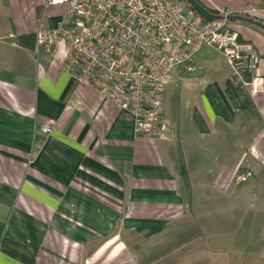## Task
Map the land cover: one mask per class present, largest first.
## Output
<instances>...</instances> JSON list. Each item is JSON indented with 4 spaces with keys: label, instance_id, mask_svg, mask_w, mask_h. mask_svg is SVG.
<instances>
[{
    "label": "crops",
    "instance_id": "0c3cea01",
    "mask_svg": "<svg viewBox=\"0 0 264 264\" xmlns=\"http://www.w3.org/2000/svg\"><path fill=\"white\" fill-rule=\"evenodd\" d=\"M46 2L0 0V264H105L109 247L113 259L156 264L185 237L204 236V223L219 232L208 237L240 232L231 223L248 211L242 193L264 189V90L251 94L244 75L224 57H205L203 46L162 95L174 135L136 136L130 112L64 70L65 42L51 51L37 45L39 27L54 26L65 10ZM200 2L219 13L264 6ZM229 24L257 48L264 77V30ZM49 119L55 126L44 132ZM237 169L251 176L235 183Z\"/></svg>",
    "mask_w": 264,
    "mask_h": 264
},
{
    "label": "built area",
    "instance_id": "2783aa9c",
    "mask_svg": "<svg viewBox=\"0 0 264 264\" xmlns=\"http://www.w3.org/2000/svg\"><path fill=\"white\" fill-rule=\"evenodd\" d=\"M64 4L52 27L36 32L38 46L48 51L56 41L67 45L64 70L83 86L93 88L117 110L133 116L136 136L157 140L174 135L163 116V92L178 66L191 69L203 46L218 52L240 75L251 94L264 90L255 45L240 39L227 19L203 20L184 0H47ZM264 6L246 13L258 16ZM228 14V13H221ZM68 102L77 108L81 101ZM56 121L42 125L49 132ZM248 169H237L233 180L245 182Z\"/></svg>",
    "mask_w": 264,
    "mask_h": 264
},
{
    "label": "rangeland",
    "instance_id": "374dc122",
    "mask_svg": "<svg viewBox=\"0 0 264 264\" xmlns=\"http://www.w3.org/2000/svg\"><path fill=\"white\" fill-rule=\"evenodd\" d=\"M206 52L205 57H211L223 63L222 56L208 48H202ZM197 53V52H196ZM195 53V54H196ZM195 54L193 58H195ZM197 56V55H196ZM249 183V182H248ZM253 184V182H252ZM244 196L248 203L246 214H238L241 221L232 222L235 227L241 224L242 230L236 232L231 237H208V235L218 234V231L209 230L213 223H204L205 229L200 234L185 237L178 246L177 253L170 251L157 256L156 264H264V189H255L247 186ZM257 210V213H256ZM258 222L252 220L256 218ZM224 223H218L222 228ZM211 225V227H210ZM194 232V231H193ZM195 233V232H194ZM179 244V245H180ZM110 247L105 249L99 260L103 259L105 264L117 261L118 264H149L146 263L142 255H120L113 259L109 254Z\"/></svg>",
    "mask_w": 264,
    "mask_h": 264
},
{
    "label": "water",
    "instance_id": "95a60500",
    "mask_svg": "<svg viewBox=\"0 0 264 264\" xmlns=\"http://www.w3.org/2000/svg\"><path fill=\"white\" fill-rule=\"evenodd\" d=\"M184 1H186L190 5L192 10L198 16L202 17L205 20L235 19L236 21L246 22L264 30V22L259 19L251 18L241 14H231V13L216 14L210 12L204 5L200 4L197 0H184Z\"/></svg>",
    "mask_w": 264,
    "mask_h": 264
},
{
    "label": "trees",
    "instance_id": "16d2710c",
    "mask_svg": "<svg viewBox=\"0 0 264 264\" xmlns=\"http://www.w3.org/2000/svg\"><path fill=\"white\" fill-rule=\"evenodd\" d=\"M200 4H202L201 2H200V0H197ZM185 4H186V6H187V8L195 15V16H198L193 10H192V8L190 7V5L185 1ZM203 5V4H202ZM206 7V6H205ZM207 8V7H206ZM210 12H213V13H216V14H220L219 12H216V11H214V10H212V9H209V8H207ZM231 14H235V13H231ZM241 15H245V16H248V17H251V18H256V19H259V20H261V21H263L264 22V20L261 18V17H259V16H256V15H251V14H249V13H246V12H244V13H240ZM198 17H200V16H198ZM201 19H203L202 17H200ZM203 20H205V19H203ZM228 21H236L235 19H228Z\"/></svg>",
    "mask_w": 264,
    "mask_h": 264
}]
</instances>
